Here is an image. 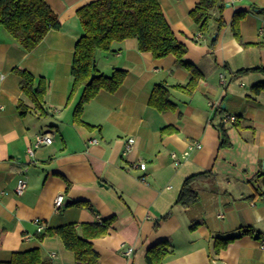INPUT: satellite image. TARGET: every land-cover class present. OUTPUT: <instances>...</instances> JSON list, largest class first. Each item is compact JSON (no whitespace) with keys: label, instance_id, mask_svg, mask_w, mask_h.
I'll list each match as a JSON object with an SVG mask.
<instances>
[{"label":"crops","instance_id":"1","mask_svg":"<svg viewBox=\"0 0 264 264\" xmlns=\"http://www.w3.org/2000/svg\"><path fill=\"white\" fill-rule=\"evenodd\" d=\"M44 1L59 26L31 50L0 26V261L37 248L46 264H76L62 237L40 234L112 218L104 236L90 239L99 264H148L150 247L164 240L169 252L161 264H264V91H253L264 72L242 71L264 69V0H220L223 7L213 10L204 31L190 15L199 0H158L186 47L184 59L199 73L195 88H180L192 73L174 55L155 58L126 38L95 53L99 73L124 69L123 82L113 92L100 89L79 117L74 109L81 88H73L70 74L82 33L77 10L95 0ZM240 12L241 40L232 29ZM14 68L31 72L35 85L44 79L42 108L20 90ZM156 85L167 89L172 108L150 105ZM226 114L237 120L225 124L230 144L220 147L218 124ZM45 131L52 142L28 153ZM192 140L201 148L174 165L170 153L180 155ZM204 171L193 184L197 200L176 202L185 178ZM19 177L27 182L21 194L14 190ZM61 193L65 203L55 209Z\"/></svg>","mask_w":264,"mask_h":264},{"label":"trees","instance_id":"2","mask_svg":"<svg viewBox=\"0 0 264 264\" xmlns=\"http://www.w3.org/2000/svg\"><path fill=\"white\" fill-rule=\"evenodd\" d=\"M223 3L220 0H199L190 11L191 18L204 31L214 9H221ZM243 13H235L232 20L234 35L240 39L238 22ZM82 33L76 40L71 75L73 88L80 87L81 95L75 106L74 115L79 117L84 104L100 90L115 91L123 82L124 69H115L112 74L99 73L95 66V53L97 50H108L114 41L126 38H134L140 51H148L153 57L161 58L172 54L180 64L187 67L192 76L187 84L180 86L186 92H191L195 86L199 73L195 66L184 59L186 47L177 40L174 32L167 23L158 0H95L81 6L77 10ZM218 27L222 26L221 17L217 19ZM0 26L4 27L26 50H31L52 28L59 26L55 13L44 0H0ZM247 70L263 71L261 67L247 68ZM19 75V87L25 96L37 107L42 108L46 84L43 78L35 85V76L26 69L14 68ZM264 91V82L253 85V91ZM150 105L158 110H167L174 103L168 98V91L162 85H156L150 96ZM18 109L24 114L27 107L20 100ZM218 111V110H217ZM216 111V112H217ZM237 118V117H236ZM237 120V119H236ZM235 124V121L233 122ZM221 134L220 147L230 144L226 133L227 127L219 123ZM206 174L199 172L185 178L177 195L176 202L189 205L197 200V192L194 182ZM110 219L99 222L83 223L80 229L75 224L69 223L54 228H46L40 234H57L62 237L64 246L74 253L76 264H99L98 254L92 250L90 239L104 236L110 226ZM250 232L249 229L242 233ZM1 235V231H0ZM237 235L223 238L221 246L235 239ZM219 247V246H217ZM169 252L167 240L150 247L146 256L148 264H161V261ZM0 264H46L41 260L37 248L12 252L9 260L0 261Z\"/></svg>","mask_w":264,"mask_h":264},{"label":"built area","instance_id":"3","mask_svg":"<svg viewBox=\"0 0 264 264\" xmlns=\"http://www.w3.org/2000/svg\"><path fill=\"white\" fill-rule=\"evenodd\" d=\"M221 77L223 78L224 76L221 75ZM210 104H212V103H210ZM213 106H215V104H213ZM236 119L237 118H236L235 115L226 114V115L222 116L221 123H223V124L233 123L234 121H236ZM133 139H134L133 137H130V138L127 139V148H129L133 144V142H134ZM92 141L95 142L96 139H93ZM50 142H52V135L51 134H49L46 131L37 133L35 135V137H34V141L32 143V146L28 147L27 151H28V153L33 154L34 148L39 147L41 145H47ZM200 148H201V143L199 141H197V140H192V141H190L187 144L186 148L181 152L180 155H177L176 152H171L170 156H171L173 164L176 165V166L181 165L182 162L185 159H187L193 151H195L197 149H200ZM137 166L141 170H144L146 164H145V162H142V163L139 162ZM141 179H144V176H141ZM263 183H264V180H263ZM26 185H27L26 180L23 177H19L17 179L16 186H15V189H14L15 192L17 194H21L24 191ZM63 196L64 195L62 193L61 194H57L55 196V198L53 200V206H54L55 209L62 208V206L64 205L65 197H63ZM35 221L37 222L38 220L35 219ZM42 229H43V226L38 224L37 230L41 231ZM259 244H260V246L262 248H264V241H261ZM131 251H133V248L132 247H128L127 249H125V254L126 255H130Z\"/></svg>","mask_w":264,"mask_h":264},{"label":"water","instance_id":"4","mask_svg":"<svg viewBox=\"0 0 264 264\" xmlns=\"http://www.w3.org/2000/svg\"><path fill=\"white\" fill-rule=\"evenodd\" d=\"M262 165H263V167H264V162H263V164H262Z\"/></svg>","mask_w":264,"mask_h":264}]
</instances>
